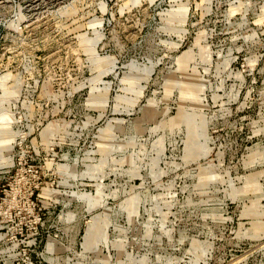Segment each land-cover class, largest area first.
I'll use <instances>...</instances> for the list:
<instances>
[{"label":"rangeland","instance_id":"obj_1","mask_svg":"<svg viewBox=\"0 0 264 264\" xmlns=\"http://www.w3.org/2000/svg\"><path fill=\"white\" fill-rule=\"evenodd\" d=\"M0 264H264V0H0Z\"/></svg>","mask_w":264,"mask_h":264}]
</instances>
